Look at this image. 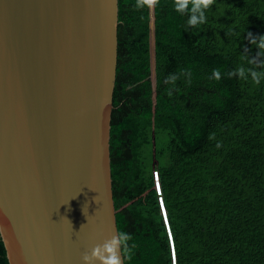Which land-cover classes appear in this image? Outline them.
<instances>
[{
    "label": "trees",
    "instance_id": "1",
    "mask_svg": "<svg viewBox=\"0 0 264 264\" xmlns=\"http://www.w3.org/2000/svg\"><path fill=\"white\" fill-rule=\"evenodd\" d=\"M162 3L118 0L110 160L130 264H264V79L225 75L264 72L248 35H264V0H216L199 28Z\"/></svg>",
    "mask_w": 264,
    "mask_h": 264
},
{
    "label": "water",
    "instance_id": "2",
    "mask_svg": "<svg viewBox=\"0 0 264 264\" xmlns=\"http://www.w3.org/2000/svg\"><path fill=\"white\" fill-rule=\"evenodd\" d=\"M118 0H0V237L8 264H82L115 234Z\"/></svg>",
    "mask_w": 264,
    "mask_h": 264
},
{
    "label": "clouds",
    "instance_id": "3",
    "mask_svg": "<svg viewBox=\"0 0 264 264\" xmlns=\"http://www.w3.org/2000/svg\"><path fill=\"white\" fill-rule=\"evenodd\" d=\"M175 10L180 14H188L189 26L199 28L207 23L206 13L216 4V0H174ZM162 0H135L134 10L142 11L147 8L154 11L158 7H163ZM191 6V7H189ZM249 41L255 45L260 51L258 55L264 56V35L253 37L251 33ZM181 75H190V72H181ZM213 78L221 79L219 70L213 71ZM227 78L231 79L233 76H239L246 79L251 75L252 80L259 84L264 79V72L255 71L253 69L240 68L237 71L225 73ZM179 76L176 74H169L164 79V84L175 85ZM173 89H166L169 96L172 95ZM137 245L133 242L132 234L120 230L116 231L109 239H106L102 244H96L90 252H85L82 257V264H125L133 260L135 249Z\"/></svg>",
    "mask_w": 264,
    "mask_h": 264
}]
</instances>
